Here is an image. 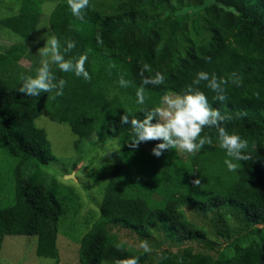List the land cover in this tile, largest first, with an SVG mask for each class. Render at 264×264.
Instances as JSON below:
<instances>
[{
    "label": "trees",
    "instance_id": "16d2710c",
    "mask_svg": "<svg viewBox=\"0 0 264 264\" xmlns=\"http://www.w3.org/2000/svg\"><path fill=\"white\" fill-rule=\"evenodd\" d=\"M16 1L17 14L0 18V25L28 38L39 20V0ZM170 1L89 0L82 20L71 14L67 0L57 3L48 17L49 29L62 44L75 41L67 56L87 54L91 77L85 81L52 65L57 79L65 80L60 96L18 91L21 75L35 72L14 69L26 55L24 45L0 53V148L15 162L9 187L0 176V242L5 236L35 237L36 256L58 264L57 223L64 209L51 188L22 169L30 160H54L44 130L34 124L41 111L51 121L67 124L79 139L96 133L103 140H121L111 153L113 168L99 216L79 240V264H118L131 256L145 264L147 253L125 245L113 227L142 237L162 232L176 242L205 239V231L185 217V206L219 210L220 220L231 210L245 225L264 221V0ZM157 71L163 82L143 85L145 103L137 105V87ZM199 71L227 81L224 100L216 98L207 81L192 85ZM121 75L130 81L126 88L117 84ZM188 85L205 93L210 106L225 117L222 125L228 131L248 141L250 159L237 162L236 170L226 168L215 128H204L200 135L211 143L186 160L175 147L155 156L151 149L159 141L131 146V125L122 123L120 115L143 119L165 92L182 93ZM197 178L200 183L193 184ZM3 187L9 198L5 203ZM154 264H264V236L245 246L234 243L229 256L215 258L186 248Z\"/></svg>",
    "mask_w": 264,
    "mask_h": 264
},
{
    "label": "rangeland",
    "instance_id": "374dc122",
    "mask_svg": "<svg viewBox=\"0 0 264 264\" xmlns=\"http://www.w3.org/2000/svg\"><path fill=\"white\" fill-rule=\"evenodd\" d=\"M60 1L39 0V20L28 38H22L0 25V53H6L13 46L24 45L26 48V55L18 60L15 70L35 71L39 63L37 50L45 42L44 34L53 35L48 26V17ZM174 2L170 1L172 4ZM18 5L16 0H0V18L17 14ZM34 124L44 130L54 160L47 164L30 160L23 164L22 169L51 188L64 209L57 223L58 264H79V240L99 216L104 188L113 168L111 153L119 148L121 140H103L96 133L79 139L71 133L67 124L51 121L43 111L34 120ZM175 149L183 160L193 154ZM14 164L13 158L0 148V176L8 180V187ZM6 190L3 187L1 191L2 203L9 200ZM183 211L189 222L205 231V239L176 242L162 232L142 237L121 227H113L111 232L125 245L137 250L145 251L140 245L146 242L149 250L145 251V264H154L186 248L215 258L229 256L234 243L245 246L251 241L258 242L264 236V221L245 225L237 213L231 210L226 211L223 220L219 219V210L204 212L185 206ZM223 226L227 227L226 233ZM35 241V237L23 235L5 236L0 242V264H54L51 259L36 256Z\"/></svg>",
    "mask_w": 264,
    "mask_h": 264
},
{
    "label": "clouds",
    "instance_id": "9594fccd",
    "mask_svg": "<svg viewBox=\"0 0 264 264\" xmlns=\"http://www.w3.org/2000/svg\"><path fill=\"white\" fill-rule=\"evenodd\" d=\"M68 8L71 14L77 19L84 18L83 11L89 5V0H67ZM234 11V9H228ZM45 42L38 48V66L32 75H21L22 84L18 91L25 96L38 97L42 92L52 93L54 96L63 94L65 80L57 79L52 71V65H55L61 72H71L77 77L89 80V71L85 68V62L88 59L86 53L79 54L78 57L67 56L75 47V41L67 39L62 44L55 35L44 34ZM97 42H102L100 34L97 33ZM67 56V58H66ZM111 66V65H110ZM147 66H145V69ZM164 75L157 71L153 76L144 77L141 85L137 87L135 96L136 104L144 105L145 94L143 85L161 84ZM207 81V86L217 93L218 100H224V89L222 85L227 81L223 78H217L215 74L211 75L205 71H199L192 81V85H198L200 81ZM130 81L121 75L117 81L120 88H126ZM188 85L182 93L165 92L157 106L144 112L143 119L135 117L129 119V116L123 112L120 115V121L131 125L133 138L130 142L135 148L139 143L150 140L159 141L151 151L159 157L165 149L179 148L187 153L198 152L206 143H211L208 136H201L205 127L215 128L218 134V146L224 150L226 159L224 164L228 171H234L238 168L239 161L249 160L250 156L246 152L248 141L236 131H228L223 125L225 117L218 109L210 106L205 93L198 88ZM155 118V122H153ZM193 184H199V178L192 181ZM145 251H148L146 242L140 245ZM118 264H138V258L128 257L118 262Z\"/></svg>",
    "mask_w": 264,
    "mask_h": 264
}]
</instances>
